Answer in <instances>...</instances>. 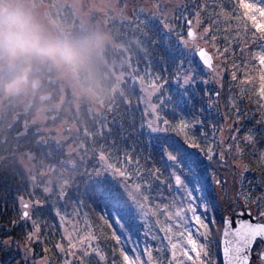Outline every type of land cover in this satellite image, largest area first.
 <instances>
[{
    "label": "snow or ice",
    "instance_id": "snow-or-ice-1",
    "mask_svg": "<svg viewBox=\"0 0 264 264\" xmlns=\"http://www.w3.org/2000/svg\"><path fill=\"white\" fill-rule=\"evenodd\" d=\"M120 6L124 20H128L129 6L135 17L129 23L131 31L124 30L129 50L122 86L135 92L138 81L143 95L137 99L147 100L150 112L146 110L138 120L130 97L122 96L124 112L115 105L102 118L90 137L91 155L82 154L70 165L78 169L72 181L51 184L43 179L41 183L37 171L24 174L25 184L39 188L42 198L30 196L25 202L20 196L14 201L20 207L17 219L9 224L12 231L20 229L27 243L11 237L0 240V264H50L48 247L39 261L35 251V244L45 242L39 220L46 212L59 218L52 234H59L60 241L52 244V250L60 264H217L218 253L223 264H264V178L249 175L250 161L264 170V0H121ZM145 9L147 14L140 18ZM169 10L186 20V33L173 36L167 24V32L153 24L154 17L166 18ZM188 17H204L208 23L195 32ZM258 42L259 50L254 51ZM209 43L215 55L206 50ZM159 49H163V63L153 72L151 52ZM134 56L147 63L143 76L133 68ZM217 57L219 64L214 63ZM225 79L228 106L235 116L232 124H226L227 135L225 126H219L211 113L213 108L219 112ZM210 81L216 82L217 90H208ZM245 94L255 97L259 112L247 126L239 107ZM112 113L119 115L115 137L109 123ZM111 122L116 123V116ZM185 129L194 130L192 136L169 135ZM113 149L123 155L127 167L111 162ZM77 151L86 153L87 148ZM208 175L213 178L211 185L202 178ZM39 177H44L42 171ZM73 183L97 210H104L100 219L114 215L117 224L123 223L127 237L122 241L115 232L111 235L118 251L101 247L87 219L82 228L75 221L69 227V217L57 204ZM218 208L221 212L227 208L230 214L209 218ZM217 225L218 239L213 231ZM141 232L145 237L142 250L137 235ZM149 238L158 243H148Z\"/></svg>",
    "mask_w": 264,
    "mask_h": 264
},
{
    "label": "trees",
    "instance_id": "trees-1",
    "mask_svg": "<svg viewBox=\"0 0 264 264\" xmlns=\"http://www.w3.org/2000/svg\"><path fill=\"white\" fill-rule=\"evenodd\" d=\"M48 1V0H44ZM121 2V0H120ZM185 0H180L184 3ZM49 12V11H48ZM139 13V10H138ZM171 16L169 19L157 15L153 18V24L161 30L167 32L164 26L167 24L175 36L176 33L187 31L186 20L180 17V13H173L170 10ZM144 12L140 14L143 18ZM187 16V14H185ZM114 16V15H112ZM110 19L105 28L107 36L103 45L98 49L95 59L89 69L85 73L76 75V79L82 87V93H73L67 86H64L62 81L56 76L54 68L43 65L33 66L30 74V84L26 90L15 95L5 94L0 92V240H6L11 237L14 241L19 240L21 244L27 243L21 235L20 229L12 231V225L9 220L17 219L16 212L19 210V203L14 202L16 198L23 196L25 202L29 197L42 198L40 189H33L24 182V174L26 172L37 171L38 180L51 184H61L65 181H72L73 177L78 175V169L70 167L71 164L77 161V157L86 154L91 155L90 137L99 129V122L108 114L109 109L115 105L119 106L120 113L125 110V105L122 103V96L128 95L131 99V109L134 116L139 120L142 113L147 108V100L141 103L137 97L143 95L140 92V84L136 82L135 92L128 91L122 86V70L119 68L124 66L126 62L127 52L129 50L128 39L124 35V30L131 31L129 23L135 22V17L132 15L128 20L120 19L117 16L109 17ZM192 19V27L195 32L201 30V24L207 25L208 21L201 17H188ZM56 25L59 30L67 35H77L81 33H96V24L93 27L82 23L69 4L64 6L56 13ZM123 25V28L121 27ZM97 34V33H96ZM211 39V38H209ZM207 47L215 54L211 43ZM259 50V42L256 49ZM163 49L151 52V70L158 71V63H163L161 54ZM133 68L137 69L143 76L147 71L146 61L134 56ZM220 59H215V64H219ZM227 67L231 69V63L226 61ZM237 63L239 61L237 60ZM243 72V69H240ZM230 79V78H229ZM225 88L222 89V95L219 99V112L215 108L211 109L212 116L217 120L219 126H225V134L227 135L226 124H232L235 120L233 110L228 106L229 90L227 87L228 80L225 79ZM129 81V88H131ZM203 88V85H199ZM208 90H217L215 81H210L207 85ZM215 99V98H213ZM197 98V104H199ZM242 110V123L247 126L252 123V116L255 114L259 117L255 97L250 94L243 96V103L239 105ZM205 105V115L208 113ZM112 116H116V123H112ZM228 117L227 121L222 117ZM109 123L112 127L113 137L117 136L119 124V115L112 113L109 115ZM63 127L62 135L56 132L57 127ZM194 130L185 129L184 132L178 133L171 131L169 135L175 136L177 139H183L184 135L192 136ZM198 136L199 133H196ZM95 141H91L94 143ZM69 144L75 145L74 149L67 151ZM118 146L123 148V145L118 143ZM77 148H87L86 153H80ZM59 149V151H57ZM111 151V162L114 165L127 167L123 163L124 157L118 154L114 149ZM124 151H127L126 149ZM63 155V158H61ZM23 159L30 162L31 168L23 165ZM246 160L249 158L246 156ZM252 172L249 175H256L264 178V170L255 166V161H250ZM43 172L44 177H39V172ZM202 178L207 180L209 185L212 184L213 178L211 175ZM232 179L229 175L227 177ZM79 183V181H76ZM76 183H73L68 189V195L61 202H58L62 214H67L69 217L68 224L71 227L72 223L78 222L82 228L85 219L92 224V230L97 234V242L102 248H116L119 246L111 239L113 232L116 233L122 241L127 237V232L123 227V223L117 224L114 215L100 219L103 209L97 210L96 205L83 195V190L77 192ZM55 197H53V200ZM82 202V203H81ZM223 204V201H221ZM47 207V205L45 206ZM230 210L225 208L223 212L218 208L215 213H209V218L225 215ZM41 231L43 233L41 239L44 243L35 244L37 253L36 260L39 261L43 255V249L49 248L47 256L50 264H60L56 257V253L52 250V244L60 241V235H53L56 231L52 226L59 224V218L46 212L44 217L39 220ZM219 225L213 228L216 233V238H219ZM139 243L144 247L145 237L141 233ZM137 235H133V241H136ZM150 244H157L150 238L147 241ZM12 248H16V244H12ZM215 251V250H214ZM156 258V253H153ZM217 264H222L220 253L215 256ZM31 264V261H29Z\"/></svg>",
    "mask_w": 264,
    "mask_h": 264
},
{
    "label": "clouds",
    "instance_id": "clouds-1",
    "mask_svg": "<svg viewBox=\"0 0 264 264\" xmlns=\"http://www.w3.org/2000/svg\"><path fill=\"white\" fill-rule=\"evenodd\" d=\"M104 40L96 33L51 30L38 19L30 0H0V92L15 95L26 90L36 65L70 76L85 73Z\"/></svg>",
    "mask_w": 264,
    "mask_h": 264
},
{
    "label": "rangeland",
    "instance_id": "rangeland-1",
    "mask_svg": "<svg viewBox=\"0 0 264 264\" xmlns=\"http://www.w3.org/2000/svg\"><path fill=\"white\" fill-rule=\"evenodd\" d=\"M30 3L34 13L43 24L53 31L57 29L59 30L58 25H56V20H50V18H47L46 23L41 18V14L39 13L45 7L42 3L34 4L32 0H30ZM65 3L69 4L70 8H72L75 15L82 20L83 24L90 27H93L96 24V33L104 36L105 40L108 38L105 24H107L106 22L110 19L109 17L117 16L120 19H124L125 17V11L120 6V0H54V4H52L55 7L54 11L57 13ZM144 12H147V10L145 9ZM131 13L132 8L129 6L126 15L130 17L132 16ZM170 16L171 13L169 10L166 19H169ZM119 69L123 71L122 67ZM55 71L56 76L62 81L64 86H67L70 89L71 92L78 94L83 92L76 76L62 74L57 69H55ZM1 102L2 101L0 100V104ZM63 127L60 126L56 129V132H58L60 136L62 135ZM74 148L75 145L69 144L66 150L69 151ZM23 165L27 168H31L30 162L24 159ZM229 181L231 182L230 178Z\"/></svg>",
    "mask_w": 264,
    "mask_h": 264
},
{
    "label": "flooded vegetation",
    "instance_id": "flooded-vegetation-1",
    "mask_svg": "<svg viewBox=\"0 0 264 264\" xmlns=\"http://www.w3.org/2000/svg\"><path fill=\"white\" fill-rule=\"evenodd\" d=\"M34 4H39L42 3L45 7L40 11L39 14H41L43 16V20L47 23L46 21V9H49V18L50 20H54V16H53V5L51 4V0H49L48 3H46L44 0H32ZM53 1V0H52Z\"/></svg>",
    "mask_w": 264,
    "mask_h": 264
},
{
    "label": "water",
    "instance_id": "water-1",
    "mask_svg": "<svg viewBox=\"0 0 264 264\" xmlns=\"http://www.w3.org/2000/svg\"><path fill=\"white\" fill-rule=\"evenodd\" d=\"M206 50H208L207 48H206ZM209 51V50H208ZM229 215V214H228ZM221 255H222V253H221ZM222 261H223V256H222Z\"/></svg>",
    "mask_w": 264,
    "mask_h": 264
}]
</instances>
